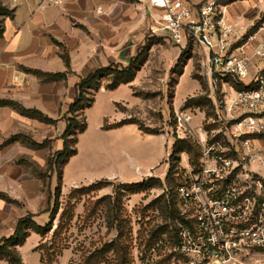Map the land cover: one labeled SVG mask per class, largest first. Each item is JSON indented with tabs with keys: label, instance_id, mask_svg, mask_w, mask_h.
<instances>
[{
	"label": "rangeland",
	"instance_id": "374dc122",
	"mask_svg": "<svg viewBox=\"0 0 264 264\" xmlns=\"http://www.w3.org/2000/svg\"><path fill=\"white\" fill-rule=\"evenodd\" d=\"M184 1L196 9L206 0L195 4L191 0ZM224 1L220 0L219 6L225 9L231 22L243 25L247 29V35L259 33V38L264 37V0L250 2L249 6L245 2L226 4ZM16 2L0 0L1 5L13 13V18ZM130 3L135 4V1ZM43 5L53 6L47 0H39V6ZM156 11L158 18L154 20V32L145 33L140 43L138 53L142 52L144 60L134 79L136 82L132 89L133 95L127 88L110 93L112 91L105 89L109 81L104 80L98 95H95L96 103L93 107L72 116L68 114V109L74 101L73 94L76 96V88L70 90L67 85L64 89L67 99L57 109L53 117L55 122L51 125L24 117L14 107H0V146L12 137L21 136L22 140L18 142V149L4 154L6 167L2 173L0 171V194L4 197H19V200L10 198L14 203L3 202L15 212L37 211L35 215L28 212L24 218L41 227L52 222V229L43 238L38 235L40 239L32 251L36 263L38 260L39 264H87L93 253L100 251L105 244L109 245L118 240L119 234L124 233L119 240L129 246L128 264H189L175 251L178 244L177 230L174 221L169 217L168 208L164 207L169 203L177 205L175 189L183 177V161L192 163V157L186 153L178 155L179 159L170 158L178 141H187L194 145L191 138L181 139L176 134V115L187 112L191 116L190 124L194 130L202 123L210 129L209 121L215 116V107L209 98L205 52L202 46L189 36L186 47L173 45L167 31L158 24L160 12L157 9ZM6 19L12 18L8 15L0 16V31H3ZM248 54L251 55L249 48ZM181 56L183 58L179 62ZM21 70L24 74L34 76L30 69L22 67ZM64 73L72 75L71 69ZM86 76L83 75V78ZM83 78L78 77V83ZM26 82L23 81L20 85L28 86ZM71 96L73 100L68 103ZM217 96L220 97V94ZM87 98L90 99L88 96ZM123 118L136 122L132 125L138 127L139 131L142 127L157 134L163 132L168 136V143L160 149L155 145L157 140L147 137L141 140L138 134L129 130L114 131L106 128L123 121ZM72 120L79 124L86 121L88 128L84 135L78 137L76 148L79 154L68 168V174L79 176L82 174L79 173L80 170L89 165L90 169L85 167L86 171L83 172L90 174L86 178H94V183L70 188L69 183L64 184L62 178L59 205L55 210V218L51 219L58 174L64 161L54 166L51 176L47 166L51 159H57V153L62 150L61 136L67 122ZM45 141L47 145L43 148L32 147V144H42ZM122 142H128L130 146L122 148L123 153H120V147L117 152L114 151L113 148H118ZM156 149L158 158L163 159L161 165L155 171V176L144 177L143 181L156 179L161 185L135 195L124 192V184L137 183L136 177L130 171L131 166H149L154 160ZM119 164L127 167L122 176L118 175ZM92 167L98 168L94 176ZM72 195L75 198L69 199ZM161 197H165L164 201L158 202ZM95 205L97 210L89 217L88 209ZM64 212L68 215L63 217ZM118 225L121 229L117 228ZM163 228H167V232L148 245L150 232ZM55 233L57 237H54ZM33 234L35 233H31ZM34 239L33 236L26 247L31 246ZM104 259L99 258L96 262L117 264L112 252ZM241 262L247 263L245 259Z\"/></svg>",
	"mask_w": 264,
	"mask_h": 264
},
{
	"label": "built area",
	"instance_id": "2783aa9c",
	"mask_svg": "<svg viewBox=\"0 0 264 264\" xmlns=\"http://www.w3.org/2000/svg\"><path fill=\"white\" fill-rule=\"evenodd\" d=\"M219 1L193 9L184 0H150L173 45L186 47L189 36L202 46L215 107L210 129H192L185 111L176 115V134L193 140L198 161H183L175 189V251L189 264H264V37L247 35Z\"/></svg>",
	"mask_w": 264,
	"mask_h": 264
},
{
	"label": "crops",
	"instance_id": "0c3cea01",
	"mask_svg": "<svg viewBox=\"0 0 264 264\" xmlns=\"http://www.w3.org/2000/svg\"><path fill=\"white\" fill-rule=\"evenodd\" d=\"M131 1H135V4H131ZM199 1L191 0L194 4ZM257 1L240 2H245L249 6L250 2ZM9 4L7 1V5ZM13 9L15 16L5 20L3 33L0 36V99L16 101L26 109L42 112L50 119H53L57 109L67 99L64 89L69 85V89L74 90L78 84V77L83 78V75L93 73L110 64L127 66L137 56L145 33L154 29V20L158 18V13L151 6L150 0H61L60 4L41 7L39 0H17ZM63 53H67L72 71V75H67L63 81L46 84L35 75L24 74L21 70L24 67L49 74L64 73L67 68L62 57ZM14 79L16 81H13ZM23 81H27L28 86L20 85ZM135 82L122 85L110 93L127 88L132 94ZM73 97H75L74 94ZM70 100L68 103L72 102V96ZM36 124L39 126V122ZM113 130H129L133 134H138L141 140L146 137L157 140L155 145L160 149L168 143V136L163 132L147 134L139 131L138 127L132 124ZM18 145L19 143H15L0 151L1 173L6 167L3 161L4 156L10 150L18 149ZM129 146L128 142H122L118 148L114 146L113 150L117 152L120 147V153H123L122 148ZM78 154L70 159L63 171L64 184L68 182L70 188L94 183L92 180L94 178H86L90 174L83 172L86 171L85 167L90 169L89 165L80 170L79 173L82 174L79 176L68 174V168ZM154 154L156 162L153 160L149 166L144 165L142 168L138 165L131 166L130 171L136 177L135 182L140 183L144 177L155 176V171L160 167L163 159L158 158L157 149ZM117 169L118 175L122 176L127 167L119 164ZM92 172L94 176L98 168L92 167ZM9 198L19 200V197ZM33 207L36 209L35 206ZM19 212H15L0 200V238L12 235L17 222L28 212L32 215L37 213V211L28 210ZM33 236L34 243L26 247ZM39 239L40 237L36 234L30 235L24 246L19 248L23 264H39L38 260L36 263V257L32 253ZM0 264L8 263L1 261Z\"/></svg>",
	"mask_w": 264,
	"mask_h": 264
},
{
	"label": "trees",
	"instance_id": "16d2710c",
	"mask_svg": "<svg viewBox=\"0 0 264 264\" xmlns=\"http://www.w3.org/2000/svg\"><path fill=\"white\" fill-rule=\"evenodd\" d=\"M238 1H244V0H225L224 3L230 4ZM10 16V18H13V13L8 11L5 7H3L0 3V16ZM3 31H0V36L2 35ZM62 57L65 61V65L67 68V71H70V61L67 53H63ZM182 56L179 58V62L182 61ZM144 60V58H143ZM142 52H139L135 58H133L130 63L127 66H122L119 64H110L109 66L100 68L96 70L93 73L88 74L85 78L81 79L80 82L76 85V96L74 98V101L69 106L68 114L76 116V114L80 112H85L86 110L93 107L95 104V95L100 91L102 88V82L104 80H108L109 83L105 85V89L108 91H114L118 89L122 85H128L132 83L136 77L137 72L142 67ZM31 73L38 78L42 79L44 83H54V82H60L66 79L67 73H57V74H49V73H43L40 71H31ZM237 89H242V87L237 86ZM90 97L89 98H87ZM0 107L1 108H7V107H14L18 110V112L27 118L37 120L41 123L45 124H54V120L48 118L45 116L42 112L38 110H31L26 109L19 105L16 102L8 101V100H1L0 101ZM128 124H136V122L131 121L130 119L123 120L119 123L113 124L106 128L111 129H117L121 128ZM88 128L87 122H83L82 124H79L76 120L68 121L67 127L61 136V140L63 141V147L60 152L57 153V159L53 161L51 159L48 162L47 169L50 172V176L53 175V169L54 166L59 165L62 161V167L60 169V172L58 174V186L55 190L56 197L54 198L53 203V210L51 212V219H54L55 217V210L59 205V196L61 193V185H62V178H63V170L64 167L68 164L69 160L76 156L77 151V144H78V137L80 135H83ZM140 130L147 134H157V132L144 129L140 127ZM71 138V139H70ZM24 140V139H23ZM21 136L12 137L8 141L4 142L0 146V151L4 148L21 142ZM47 145V141H45L42 144H32V147L34 148H43ZM171 159L178 158V155H181L183 153L189 154L192 158V163L197 165L198 161V152L196 146L191 144L187 141H178L177 144L172 149ZM170 176V175H168ZM161 185V182L156 179H151L150 181H143L141 183H135V184H124L122 186L124 192L129 193L130 195L140 194L148 191L149 189ZM75 197H69V199H73ZM165 197H161L158 202L164 201ZM0 200L5 201L7 203H14L13 200H11L9 197H4L0 194ZM165 208H168L167 212L170 215L171 221H174L176 218H178V210L176 208V204L172 203V205L169 203V205H165ZM87 210V209H86ZM97 210L96 205L92 207L91 209H88V216L91 217L93 213ZM67 216L68 213L64 212L63 217ZM116 216L118 217V212L116 213ZM119 220V218H118ZM121 229V226H117V228ZM169 228V227H168ZM52 229V222H50L45 227H41L32 220H29L28 218H22L20 219L16 227L14 229V232L9 237L0 238V262L5 261L8 264H22L21 257L19 255L18 249L26 243V239L31 235V233H35L39 235L41 238H43L50 230ZM167 232V228H163L160 231L157 232H150L149 240L147 241V244L149 245L152 241L156 240L160 235ZM174 232V230H173ZM59 236V234H58ZM124 233L119 234V238L123 237ZM54 237H57V233L54 234ZM119 238H117L119 240ZM114 240L111 242V244L107 245L105 244L103 248L100 251H96L93 253L87 260V264H99V262H96L97 259L102 258L112 252L116 263L117 264H128V257H129V246L125 245V242H120V240ZM96 259V260H95ZM95 262V263H94Z\"/></svg>",
	"mask_w": 264,
	"mask_h": 264
}]
</instances>
